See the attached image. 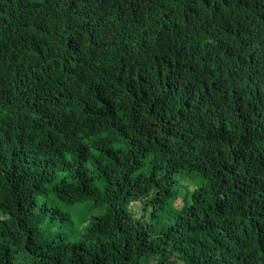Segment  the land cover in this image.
<instances>
[{
  "label": "trees",
  "instance_id": "1",
  "mask_svg": "<svg viewBox=\"0 0 264 264\" xmlns=\"http://www.w3.org/2000/svg\"><path fill=\"white\" fill-rule=\"evenodd\" d=\"M258 255L264 0H0V264Z\"/></svg>",
  "mask_w": 264,
  "mask_h": 264
},
{
  "label": "clouds",
  "instance_id": "2",
  "mask_svg": "<svg viewBox=\"0 0 264 264\" xmlns=\"http://www.w3.org/2000/svg\"><path fill=\"white\" fill-rule=\"evenodd\" d=\"M249 264H264V255H258L251 263Z\"/></svg>",
  "mask_w": 264,
  "mask_h": 264
},
{
  "label": "rangeland",
  "instance_id": "3",
  "mask_svg": "<svg viewBox=\"0 0 264 264\" xmlns=\"http://www.w3.org/2000/svg\"><path fill=\"white\" fill-rule=\"evenodd\" d=\"M187 182L186 181H184V184H186ZM82 207H84V205L83 204H81V205H79V208H82ZM140 215V214H139ZM63 225V228H62V230L63 231H67L68 229H67V227L64 225V223L62 224Z\"/></svg>",
  "mask_w": 264,
  "mask_h": 264
}]
</instances>
